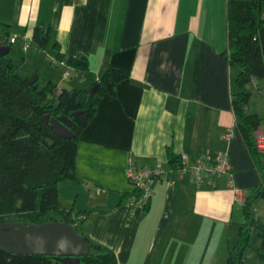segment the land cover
<instances>
[{
    "label": "crops",
    "instance_id": "0c3cea01",
    "mask_svg": "<svg viewBox=\"0 0 264 264\" xmlns=\"http://www.w3.org/2000/svg\"><path fill=\"white\" fill-rule=\"evenodd\" d=\"M227 3L0 0V22L11 26L9 34L0 26V48L12 45L13 57L19 42L20 51L31 49L37 26H52V39L60 41L65 63L56 61V51L48 53L51 63H46L36 48L33 69L59 89L90 88L109 66L130 71L117 95L99 104L81 134L79 180L59 188L61 205L63 199H72L70 207H63L97 210L88 216L83 231L114 249L118 264L220 263L217 234L226 233L225 248L234 245L232 238H238L244 219L239 199L245 201L261 184L232 108L239 70L225 56ZM81 56L90 61L87 72L69 66L71 57ZM67 65L72 69L68 78ZM231 130L233 136L227 138ZM258 134H264L262 126ZM168 146L188 167L227 153L232 179L207 176L197 186L187 174L171 168ZM129 160L139 167L162 165L170 170L154 181L147 210L141 204L121 203L122 194L135 189L127 176Z\"/></svg>",
    "mask_w": 264,
    "mask_h": 264
},
{
    "label": "trees",
    "instance_id": "16d2710c",
    "mask_svg": "<svg viewBox=\"0 0 264 264\" xmlns=\"http://www.w3.org/2000/svg\"><path fill=\"white\" fill-rule=\"evenodd\" d=\"M264 0H228V49L230 66L239 72L235 79L237 91L232 95V108L237 128L259 172L261 184L255 187L242 204L244 221L239 227L237 242L230 248L225 264H245L246 250L251 246L252 233L257 227L255 203L264 197V161L257 144V131L262 118L247 111L251 99L249 84L264 78ZM9 34L11 26L0 22ZM51 25L37 26L32 41L37 48L46 49L52 40ZM56 61L64 62L66 53L60 41L54 40ZM10 52L0 54V224L8 221H65L75 225L83 235L90 254L81 256V264H118L114 249L93 241L83 231V225L96 209H67L60 203L59 188L64 182L77 181L76 162L81 134L94 120L99 104L117 95L118 85L130 78V71L109 66L96 81L100 86L91 96L90 88H61L38 74L29 81L19 74L20 62ZM69 66L79 72L91 69L87 57H71ZM71 119L73 137L55 133L46 115ZM172 169L182 165V156L167 147ZM135 193L124 192L122 202H129ZM149 204L144 205L148 209ZM104 211V210H103ZM264 262V225L260 226ZM0 264H65L52 255L13 254L0 246Z\"/></svg>",
    "mask_w": 264,
    "mask_h": 264
},
{
    "label": "water",
    "instance_id": "95a60500",
    "mask_svg": "<svg viewBox=\"0 0 264 264\" xmlns=\"http://www.w3.org/2000/svg\"><path fill=\"white\" fill-rule=\"evenodd\" d=\"M10 52L9 48H0V54ZM38 75L29 77L34 83ZM95 83L91 96L99 88ZM46 123H51L57 135L73 137L70 130L72 121L67 116L59 118L46 115ZM0 246L13 254H44L52 255L65 264H81L80 257L90 254V248L74 224L65 221H46L35 224L31 222L8 221L0 224Z\"/></svg>",
    "mask_w": 264,
    "mask_h": 264
},
{
    "label": "rangeland",
    "instance_id": "374dc122",
    "mask_svg": "<svg viewBox=\"0 0 264 264\" xmlns=\"http://www.w3.org/2000/svg\"><path fill=\"white\" fill-rule=\"evenodd\" d=\"M263 17H264V6H263ZM54 39V38H53ZM53 39L52 41L49 43L47 52H45L43 49L39 50L37 52L38 53H42L43 60L46 61V63H51V59H48V53L50 52H55L54 48H53ZM20 42L17 43L16 45H14V58L16 60H18L20 62V67L18 69L19 74L23 75V76H28L31 77L33 76L36 72L34 71L35 69H33L36 65H37V57L35 54V49L37 48V46L35 45V43L33 41H30L29 44L31 45V49L27 52L24 53L22 51L19 50L20 48ZM32 55H34V58L31 57ZM37 68V67H35ZM43 71L41 72V74L43 75ZM72 77H75L74 74L72 75ZM257 82H256V81ZM253 80L248 87V91L251 93V99L249 102V110L252 113H258L259 116L262 118V122H261V126L262 128H264V78H257ZM264 150V149H262ZM262 159L264 161V152L262 153ZM218 178V177H217ZM215 178V179H217ZM70 201V202H69ZM80 201H83L82 198ZM72 204V199H67V200H62V206H66V207H70ZM257 206H255V216H258L257 218V227L253 230L252 233V242H251V246L246 250L245 253V264H264V262L261 260V258L258 256V253L262 252L261 249V239L259 236V232H260V226L264 225V197H260L256 203ZM257 207V208H256ZM238 209H242V205L238 204L237 205ZM241 223L244 221V219H241ZM226 233L225 232H221L219 234H217L216 237V246H217V253H221L220 255H222V257L218 258V261H220V263L218 264H225L226 263V259L229 255V250L230 248H225V246L227 245V241H226ZM238 238L234 237L232 238V242L233 244H235ZM232 247V246H231Z\"/></svg>",
    "mask_w": 264,
    "mask_h": 264
},
{
    "label": "built area",
    "instance_id": "2783aa9c",
    "mask_svg": "<svg viewBox=\"0 0 264 264\" xmlns=\"http://www.w3.org/2000/svg\"><path fill=\"white\" fill-rule=\"evenodd\" d=\"M12 42L16 41V37L11 38ZM28 47V45H25ZM65 62H62L64 64ZM72 69L68 67L64 71L66 78L70 77ZM233 136V130L227 134V138ZM257 144L259 148L264 149V134L257 137ZM182 165L177 167L182 174L188 175L190 180L197 186L205 180L207 176L212 178L226 175L229 179H232L233 171L230 165L229 157L227 153H221L219 157L214 161L208 163L201 162L196 167H188L184 157H182ZM169 169L162 165H156L154 167H139L135 162L129 160L127 167V176L135 187V193L130 197L129 203L131 204H149L153 196V183L156 179L165 178ZM239 202L244 203L243 199H239Z\"/></svg>",
    "mask_w": 264,
    "mask_h": 264
}]
</instances>
